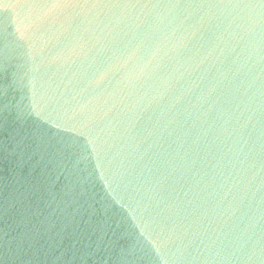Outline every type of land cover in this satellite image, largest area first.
Instances as JSON below:
<instances>
[{
    "label": "water",
    "instance_id": "obj_1",
    "mask_svg": "<svg viewBox=\"0 0 264 264\" xmlns=\"http://www.w3.org/2000/svg\"><path fill=\"white\" fill-rule=\"evenodd\" d=\"M0 264H264V0H0Z\"/></svg>",
    "mask_w": 264,
    "mask_h": 264
}]
</instances>
